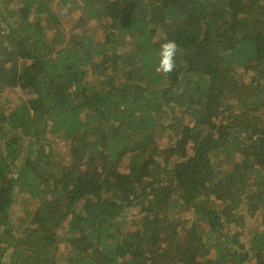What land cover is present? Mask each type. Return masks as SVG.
I'll return each instance as SVG.
<instances>
[{
    "label": "trees",
    "instance_id": "1",
    "mask_svg": "<svg viewBox=\"0 0 264 264\" xmlns=\"http://www.w3.org/2000/svg\"><path fill=\"white\" fill-rule=\"evenodd\" d=\"M0 264H264V0H0Z\"/></svg>",
    "mask_w": 264,
    "mask_h": 264
},
{
    "label": "clouds",
    "instance_id": "2",
    "mask_svg": "<svg viewBox=\"0 0 264 264\" xmlns=\"http://www.w3.org/2000/svg\"><path fill=\"white\" fill-rule=\"evenodd\" d=\"M181 54L180 45L174 39L163 38L159 41L155 71L169 75L177 69V57Z\"/></svg>",
    "mask_w": 264,
    "mask_h": 264
}]
</instances>
